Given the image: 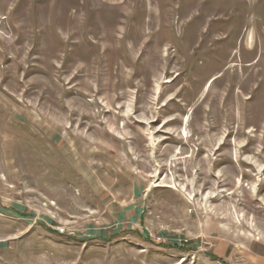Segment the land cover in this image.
I'll return each instance as SVG.
<instances>
[{"label": "rangeland", "instance_id": "374dc122", "mask_svg": "<svg viewBox=\"0 0 264 264\" xmlns=\"http://www.w3.org/2000/svg\"><path fill=\"white\" fill-rule=\"evenodd\" d=\"M0 264H264V0H0Z\"/></svg>", "mask_w": 264, "mask_h": 264}]
</instances>
